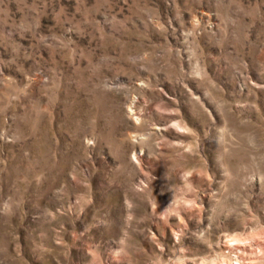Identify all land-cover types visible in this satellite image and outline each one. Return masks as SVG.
I'll return each instance as SVG.
<instances>
[{"label": "rangeland", "instance_id": "obj_1", "mask_svg": "<svg viewBox=\"0 0 264 264\" xmlns=\"http://www.w3.org/2000/svg\"><path fill=\"white\" fill-rule=\"evenodd\" d=\"M263 244L264 0H0V264Z\"/></svg>", "mask_w": 264, "mask_h": 264}, {"label": "bare ground", "instance_id": "obj_2", "mask_svg": "<svg viewBox=\"0 0 264 264\" xmlns=\"http://www.w3.org/2000/svg\"><path fill=\"white\" fill-rule=\"evenodd\" d=\"M257 245V244H256ZM264 245V244H263ZM257 246H259V245H257Z\"/></svg>", "mask_w": 264, "mask_h": 264}]
</instances>
